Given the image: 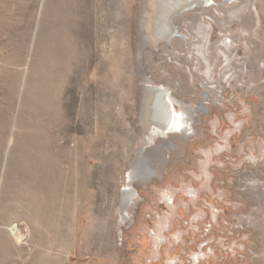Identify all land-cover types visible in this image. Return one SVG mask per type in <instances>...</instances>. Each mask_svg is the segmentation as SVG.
<instances>
[{
  "label": "rangeland",
  "instance_id": "obj_1",
  "mask_svg": "<svg viewBox=\"0 0 264 264\" xmlns=\"http://www.w3.org/2000/svg\"><path fill=\"white\" fill-rule=\"evenodd\" d=\"M209 4L0 0V264H264V0Z\"/></svg>",
  "mask_w": 264,
  "mask_h": 264
},
{
  "label": "bare ground",
  "instance_id": "obj_2",
  "mask_svg": "<svg viewBox=\"0 0 264 264\" xmlns=\"http://www.w3.org/2000/svg\"><path fill=\"white\" fill-rule=\"evenodd\" d=\"M210 1H211V3H213V0H153L154 9H153V15L151 16V28H150L152 35L156 39H164V40H166L167 43H169L170 40L173 39V38H182V39H184V34L178 32L176 27L172 26L171 23H169L168 19H169V16L171 15V13H174L175 10L179 9V13L177 12V15H178L180 13L196 9L198 7L200 8V6L201 7H205V6H208ZM201 33L202 32H199V34H201ZM260 66L262 68H264V57H262V64ZM148 86H150V85H148ZM147 89L148 90L149 89L152 90L154 93H153V96H152V99H151L152 101H151V103H149L151 109L149 108L147 110V114H148L147 116H149L148 118H150V123L153 126H152V129L150 130V132H148L146 134V140H151L152 136H154L153 133L155 134V129L158 128V127H162L161 126L162 124H164V125L166 124L165 126L167 128L169 127L170 130L169 131L166 130V132H168V133H177L178 131H181V133L184 132V130L181 127H185L187 125V121H189L192 118V115H190V116H186L187 114L184 115L185 112L183 113L181 111L182 106L180 105L179 101L174 99L168 93V90L163 88V86H156V87L155 86L154 87L150 86V88L147 87ZM148 106L149 105H147V107ZM177 106L179 107L178 109H177ZM196 110H197V107H194V109L193 108L190 109V112H188V113L190 114L192 111L196 112ZM135 171H136V169H135V167H133L127 173V180H128L127 186L125 185L126 188L122 191V194H120V195H122V199L120 198V200H121V202H120V210H122V211L125 210L130 205V203H132V201L134 199V197L132 196L133 193L131 191V184H132V181H133L132 179H134L133 177H134ZM38 185H40V184H38ZM63 191H64V189H63ZM34 197H37V196H35V191H33V198ZM36 205H38V204H36ZM67 206H68V204L66 205V207ZM123 217H124V215H123ZM10 230L12 232L13 231L15 232L16 227L13 226V227H11Z\"/></svg>",
  "mask_w": 264,
  "mask_h": 264
}]
</instances>
